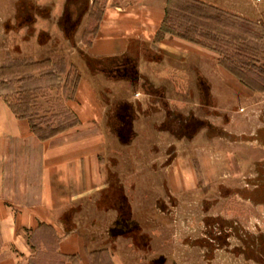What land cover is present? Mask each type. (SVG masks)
Masks as SVG:
<instances>
[{
  "label": "rangeland",
  "instance_id": "374dc122",
  "mask_svg": "<svg viewBox=\"0 0 264 264\" xmlns=\"http://www.w3.org/2000/svg\"><path fill=\"white\" fill-rule=\"evenodd\" d=\"M118 1L0 0V66L11 59L53 63L33 70L37 77L48 72L35 100L39 118L75 121L76 72L106 109L102 163L110 166L112 194L105 208L74 219L95 244L90 258L113 264L106 246L125 264H264V90L219 99L208 89L216 79L209 81L197 60L195 74L185 73L194 90H180L182 100L172 104L171 91H157L140 70V60L159 58L154 50L136 41L140 60L93 58L87 51L115 48L89 44L102 8ZM202 1L226 3L264 42V0ZM0 76L11 78L6 69ZM145 112L151 122L141 121Z\"/></svg>",
  "mask_w": 264,
  "mask_h": 264
},
{
  "label": "crops",
  "instance_id": "0c3cea01",
  "mask_svg": "<svg viewBox=\"0 0 264 264\" xmlns=\"http://www.w3.org/2000/svg\"><path fill=\"white\" fill-rule=\"evenodd\" d=\"M221 4L216 6L232 9ZM165 5L166 0H119L105 6L89 45L115 48L110 52L93 49L88 54L95 59L140 60L131 47L136 41L147 51L154 50L159 58L140 60V70L157 91H171L167 99L172 104L182 100L180 90H194L185 73L195 74L197 60L203 61L201 71L209 81L212 75L216 79L208 89L216 91L219 99L248 98L255 90L220 65L212 50L175 36L155 40ZM138 100L148 102L146 97ZM73 102L77 126L39 140L28 120L18 118L0 96V264H95L89 254L97 250L95 244L74 219L88 216L92 207L105 208L112 194L107 184L110 166L102 163L108 146L103 129L107 114L83 74ZM141 116L143 123L153 120L146 112ZM212 163L210 159L208 164ZM101 248L108 251L113 264H125L118 252Z\"/></svg>",
  "mask_w": 264,
  "mask_h": 264
},
{
  "label": "trees",
  "instance_id": "16d2710c",
  "mask_svg": "<svg viewBox=\"0 0 264 264\" xmlns=\"http://www.w3.org/2000/svg\"><path fill=\"white\" fill-rule=\"evenodd\" d=\"M252 23L206 1L166 0L155 40L169 35L208 48L217 54V62L240 82L252 90L261 91L264 90V42L252 31ZM44 63L53 64L49 58L11 59L7 65L0 66V72L6 69L11 76L7 81L0 76V96L18 118L28 120L31 131L39 140L60 133L79 121L75 117V121L67 120L53 125L42 121L35 113L36 95L41 88L40 78L48 72H42L41 77H37L33 70ZM79 78L80 74L76 72L75 84ZM43 226L51 229L50 226ZM96 253L95 250L89 252L91 255Z\"/></svg>",
  "mask_w": 264,
  "mask_h": 264
},
{
  "label": "built area",
  "instance_id": "2783aa9c",
  "mask_svg": "<svg viewBox=\"0 0 264 264\" xmlns=\"http://www.w3.org/2000/svg\"><path fill=\"white\" fill-rule=\"evenodd\" d=\"M263 95H264V92H263Z\"/></svg>",
  "mask_w": 264,
  "mask_h": 264
}]
</instances>
